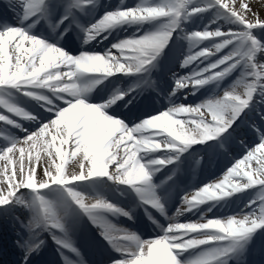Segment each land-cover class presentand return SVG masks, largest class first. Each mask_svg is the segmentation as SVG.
<instances>
[{"label": "snow or ice", "instance_id": "obj_1", "mask_svg": "<svg viewBox=\"0 0 264 264\" xmlns=\"http://www.w3.org/2000/svg\"><path fill=\"white\" fill-rule=\"evenodd\" d=\"M0 257L264 264L251 0H3Z\"/></svg>", "mask_w": 264, "mask_h": 264}, {"label": "bare ground", "instance_id": "obj_2", "mask_svg": "<svg viewBox=\"0 0 264 264\" xmlns=\"http://www.w3.org/2000/svg\"><path fill=\"white\" fill-rule=\"evenodd\" d=\"M3 1V0H0ZM102 2L104 3H114V4H119L121 3V0H102ZM125 2L127 3H133L135 2V0H125ZM3 2H0V4H2ZM251 4L252 7L255 11H258L260 16L262 18H264V0H251ZM66 150V152L68 153L65 157V167L67 170H71L72 167L74 166V163L77 159H79V156L76 157H72L71 156V151L73 150V146L72 145H66L63 146ZM34 155V153H33ZM227 163V161L222 162L221 167H223V164ZM111 171V169H110ZM193 191H195V189H193ZM183 218V217H182ZM3 258L7 259L6 257H0V264H4Z\"/></svg>", "mask_w": 264, "mask_h": 264}]
</instances>
